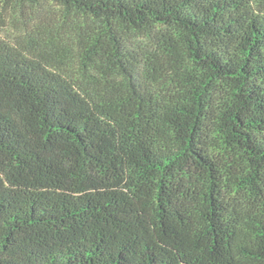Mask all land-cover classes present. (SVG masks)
Masks as SVG:
<instances>
[{
    "label": "trees",
    "instance_id": "obj_1",
    "mask_svg": "<svg viewBox=\"0 0 264 264\" xmlns=\"http://www.w3.org/2000/svg\"><path fill=\"white\" fill-rule=\"evenodd\" d=\"M0 264H264V0H0Z\"/></svg>",
    "mask_w": 264,
    "mask_h": 264
}]
</instances>
